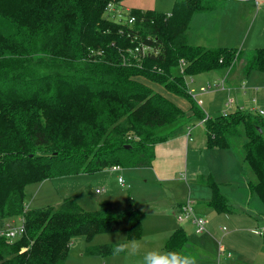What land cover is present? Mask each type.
<instances>
[{"label": "trees", "instance_id": "trees-1", "mask_svg": "<svg viewBox=\"0 0 264 264\" xmlns=\"http://www.w3.org/2000/svg\"><path fill=\"white\" fill-rule=\"evenodd\" d=\"M121 1L0 0V228L17 216L24 224V232L11 241L0 234V264H66L76 235L88 240L99 231L123 230L127 239L139 238L142 224L135 209L88 211L69 197L57 206L25 209V186L112 164L150 165L155 144L192 119L203 122L208 147L234 150L243 134L239 159L250 192L264 206V117L239 106L208 116L186 91L189 75L231 68L238 56L233 47L186 39L192 14L212 0H174L171 15L125 11ZM130 16L135 20L127 23ZM132 37L152 43L160 53L137 62L127 50ZM180 58L186 60L183 73L177 67ZM243 66L246 73L264 72V47L249 51ZM139 76L187 99L191 115ZM201 181L211 189L207 204L228 210L212 177ZM169 237L170 252L186 234L176 228ZM115 246L99 244L84 253L108 255Z\"/></svg>", "mask_w": 264, "mask_h": 264}, {"label": "rangeland", "instance_id": "rangeland-1", "mask_svg": "<svg viewBox=\"0 0 264 264\" xmlns=\"http://www.w3.org/2000/svg\"><path fill=\"white\" fill-rule=\"evenodd\" d=\"M173 1L155 0V9L170 10ZM212 2L207 9L192 14L184 31L190 44L206 47L230 46L236 48L237 52H241V49L244 50L249 44L264 45V35L263 39L253 35L258 31L259 12L264 9V0L259 5V12H255L253 0H212ZM241 57L242 55L239 54L235 68L238 67ZM228 71L229 67L219 66L193 75L196 78V82L194 81L193 84L196 91L199 85L207 83L212 85L210 90L197 94V97L202 101L200 107L205 115L214 116L236 110L237 103H242L244 109H248L250 90L243 91L242 89L247 86L245 78L240 81V87L239 85L229 86L225 80ZM138 79L150 84L153 90H156V86L159 85L140 76ZM222 80H224V87L215 86L214 83ZM229 97L235 98L234 104L230 106L226 105ZM238 99H241L242 102ZM261 116L264 117V114ZM191 121L194 126L192 125L191 140L187 145V149L189 148V169L174 175L170 180L158 179L149 168L150 165H123L118 170L104 167L92 172L79 171L52 176L38 182L28 183L25 186L23 201L25 209L41 208L48 205L57 206L65 197H69L88 211H96L100 207L113 213H119L125 209L137 210L142 228H144L141 230L139 238L127 239L126 232L123 230L99 231L88 240L83 235H76L70 242L65 259L66 264H140L144 255L149 251L169 252L166 247L167 241L171 231L178 226L177 219L173 214V205L183 199L185 201L187 195L193 200L194 208L204 205L202 198L206 184L204 183V185L197 178L205 177L208 173L214 174L215 178L219 171L221 174L227 173L230 176L228 180H221L223 182L221 184L228 183L231 186L229 188L222 185L220 191L227 195L228 203L247 212L250 218L249 225L236 224L235 228H232L234 224L225 225L224 220L219 221L220 219L216 218L218 222L215 225L210 224L212 227L210 229L208 225L211 217H206V230L201 232L202 234L195 233L189 227L185 241L175 251L180 250L182 246H188V251L198 257V264H223L226 258L225 253L229 250L239 251L242 248L244 251L246 247L254 250L248 241H252L256 236L248 228L256 223L259 225L264 223V210H254V202H261L255 194L249 202L243 203L247 201L248 194L242 191L245 182L239 171L238 160L239 152L243 150L241 142L243 143L244 136L242 134L240 138L239 136L236 138L235 151L227 148L224 150L209 149L204 125L194 123L195 119ZM183 129L184 127L179 131V134ZM192 151L196 157L193 162H190ZM193 163L195 171L197 170L195 173L191 172L194 167ZM119 175L123 178V183L118 182L117 176ZM209 193L211 196V189ZM102 201H106L107 204H101ZM199 213L204 212L199 211ZM18 218L19 216L7 220L6 223L18 224ZM186 221H179V225L187 227ZM6 223L2 229L6 227ZM218 223L219 225H217ZM223 225L228 229L222 230ZM121 239L127 243L128 250L118 256H114L113 253L108 255L84 253V249L88 247L99 244H117L121 242Z\"/></svg>", "mask_w": 264, "mask_h": 264}, {"label": "crops", "instance_id": "crops-1", "mask_svg": "<svg viewBox=\"0 0 264 264\" xmlns=\"http://www.w3.org/2000/svg\"><path fill=\"white\" fill-rule=\"evenodd\" d=\"M243 1H246V0H243ZM253 2L255 4V9H256L255 12H257V11L259 12L260 11L259 5H261L263 0H253ZM120 5H119L120 9L122 8L125 11L127 9H130V8L155 9V0H122ZM156 10H160V11L166 10L167 11L168 9H156ZM168 11H170V10H168ZM259 13H260V20H259V24H258L259 26L257 27L258 31L255 33H253V32L252 33L254 36H259L260 39H263L264 15H262V14H264V9L262 11H260ZM259 13H257V14H259ZM252 33H251V35H252ZM201 46H203V45H201ZM228 47H230V46H228ZM258 47H264V45L257 44V46H256L254 44H249V46L246 47L244 50L241 49V52H238L239 54L242 55L241 59L238 61L239 62L237 65L238 67L235 68V66L237 64L235 61L234 64L231 66V68H229V71L227 72L225 80L227 83H229V86L236 87L237 85H239V87H240L241 86L240 81H242L245 78L247 86H245L242 89H243V91H245L246 89L250 90L249 91L250 97L248 99V103H249L248 109H249V107H252L255 104V106L257 108H260L263 111L261 114H264V72L261 70H258V69H253V70L249 71L248 73H246L244 70V66H243L244 62H245V57L247 56L249 51H251L254 48H258ZM193 78H194V81L196 82L195 76H193ZM261 80H262V82H261ZM148 85L151 86L150 84H148ZM155 89L160 94H162L163 96H165L166 98H168L169 100L174 102L176 105H178L184 111V113L186 115H189V116L191 115L192 110L190 108V103L187 99L180 97L178 95H175V94L165 90L161 85L156 86ZM252 97L256 98V102L251 101ZM229 98L233 99L235 102L234 97H229ZM238 100L240 102H242L241 99H238ZM234 102H233V104H234ZM237 106H243V105H242V103H237ZM243 108H244V106H243ZM252 112L256 113V110H253ZM191 122L192 121L190 120L188 122V124L186 126H184V129L180 134L177 133L175 136H173V137H171L165 141H162V142L155 144V146H154V157L150 163L149 168L152 170V173L154 174V176H156L158 179H161L163 181L170 180L174 177V175L182 173L183 171L189 169V167H188L189 166V163H188L189 148L187 149V145H188V141L191 140V137H190L191 134L190 133H191L192 125H193ZM194 123H199V124L202 123L203 124V122L201 120H196ZM208 148L209 149H223L224 150V148H219V147H208ZM227 149L232 150L230 148H227ZM194 157H196V156H195V153L192 151L190 153V162L194 161ZM238 161H239V165H240L239 171H240V174H241V176L245 182V185H243L244 190H242V191L245 192L246 194H248L247 201L243 202V203H247L253 198V193L250 192L248 185H247V180L245 177L246 173L244 172L245 171L244 165L242 164L240 159ZM193 166L194 167L191 170V172L195 173L197 170L195 171L194 163H193ZM207 175H210L212 177V179L218 184L219 189H220V186H222V185H225L226 187L231 188V186H229L227 182H226L227 184H221V182H222L221 180H228L229 179L230 176L227 173L221 174V172L219 171L217 173V177L215 176V178H214V174H212V173H208ZM202 178H203V176H200L197 179H199V181L204 184V182L201 181ZM205 188L206 189H203L204 193H203V198H202L204 205H201V207H199V208L195 206L194 211L197 214L203 216L204 218L211 217V220H209V225H208V227L210 229H212L211 225H215L218 222V220H216V218L220 219L219 221L224 220L225 225L228 223L234 224V227H232L230 225V228L231 227L235 228L236 224H242L245 226L249 225L250 218L248 217L247 212L241 210L238 207L231 205V203H228V205H229L228 210L217 213L213 209L212 206L207 204V202L209 201V199L211 197L210 193H209L210 187L208 185H206ZM224 196L226 197L227 195L224 194ZM186 199H190V197L187 195ZM190 200L193 202L192 199H190ZM183 201H184V199L173 205L174 216L178 212L180 205ZM101 204H107V202L102 201ZM253 207H254V210H259V211L264 210L263 204L261 202L259 203L258 201L254 202ZM199 211L204 212V213L200 214ZM263 218H264V216H263ZM187 221H189V222H187ZM187 221H186L187 227L186 226L183 227V226L179 225V221L177 220L176 222H177L178 226H176L173 229V231L176 228H182L184 230L186 236H187V229L189 227H191L190 229L193 230V224L190 222V220H187ZM217 225H219V223ZM256 225H259V224L256 223ZM256 225H254V226H256ZM248 227H250V226H248ZM142 230H144V228H142ZM173 231H171V233ZM254 235L256 236V238H254L252 241L247 240L250 243V245L252 244L251 247L254 250H251L248 247H246V249L244 251H242V248L239 251H235L234 249H232L231 251L229 250L225 253L226 258L224 259L223 264H237V263H239V264H258L259 262H260V264H264V239H263V235H256V234H254Z\"/></svg>", "mask_w": 264, "mask_h": 264}, {"label": "built area", "instance_id": "built-area-1", "mask_svg": "<svg viewBox=\"0 0 264 264\" xmlns=\"http://www.w3.org/2000/svg\"><path fill=\"white\" fill-rule=\"evenodd\" d=\"M172 13L170 11L167 12V15H171ZM135 20L134 16H130L127 20V23H131ZM131 42H134L133 46L129 47L127 50L132 53V55L135 57L137 62H140L141 59L145 58L149 54L157 55L160 53V49L156 46H154L150 42H145L143 40H137L135 41L134 37L130 40ZM186 64V60L184 58H180L177 63V67L179 68V71L183 73L184 67ZM194 78L193 75H189L186 80V91L188 94L200 105L201 99L197 97V94L208 91L212 88V85L210 83H207L206 85H199L196 91V88L194 87ZM215 86H221L224 87V80L218 81L214 83ZM252 102H256V98H251ZM234 102L233 99L228 98V101L226 102V105L230 106ZM238 107V106H237ZM242 107L243 106H239ZM250 111L256 110L258 113H262L263 111L260 108H257L255 104L252 107H249ZM112 170H118L120 169V165L118 164H112L109 166ZM117 180L119 183H123V178L119 175L117 176ZM175 217L178 221L183 220H190V222L193 224V230L195 233H201L206 230V219L197 214L194 211L193 202L190 199H186L183 201L180 205V208L178 212L175 214ZM19 223L15 225H10L6 223V227L4 229H0V234L4 235L8 240H13L15 237L19 236L21 233L24 232V224H23V218L19 216ZM222 230L228 229L226 226L221 227ZM249 231H251L253 234L256 235H263L264 234V223L262 225H256L248 228Z\"/></svg>", "mask_w": 264, "mask_h": 264}, {"label": "clouds", "instance_id": "clouds-1", "mask_svg": "<svg viewBox=\"0 0 264 264\" xmlns=\"http://www.w3.org/2000/svg\"><path fill=\"white\" fill-rule=\"evenodd\" d=\"M128 250L126 242L116 244L113 250V255L118 256ZM140 264H198V257L188 251V246H182L178 251L161 252L159 250H152L147 252Z\"/></svg>", "mask_w": 264, "mask_h": 264}]
</instances>
